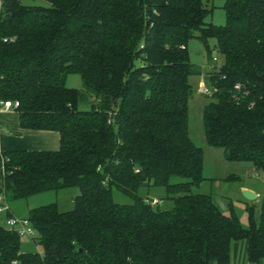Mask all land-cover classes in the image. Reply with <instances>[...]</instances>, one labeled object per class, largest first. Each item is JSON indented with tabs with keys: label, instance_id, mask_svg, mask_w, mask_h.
Here are the masks:
<instances>
[{
	"label": "trees",
	"instance_id": "16d2710c",
	"mask_svg": "<svg viewBox=\"0 0 264 264\" xmlns=\"http://www.w3.org/2000/svg\"><path fill=\"white\" fill-rule=\"evenodd\" d=\"M46 1L0 0V97L20 101L22 129L58 131L61 147L0 152V194L10 204L78 192L69 210L29 209L37 250L0 223V264H227L234 240L247 241L252 263L264 261V196L245 227L196 191L205 151L189 116L191 78L204 77L208 145L264 174V0H226L225 25L206 21L210 0ZM210 38L223 62L210 55L206 72L188 45L199 39L211 53ZM73 73L83 90L67 86Z\"/></svg>",
	"mask_w": 264,
	"mask_h": 264
},
{
	"label": "rangeland",
	"instance_id": "374dc122",
	"mask_svg": "<svg viewBox=\"0 0 264 264\" xmlns=\"http://www.w3.org/2000/svg\"><path fill=\"white\" fill-rule=\"evenodd\" d=\"M226 0H210L209 5L213 11L207 16L206 21L212 22L216 25H225L227 22V15L225 10ZM25 4H44L48 5L49 2L46 0H23ZM215 38H210L208 41L211 53H209L207 45L199 40L193 39L188 45L190 60L193 64L201 67L204 71H210L212 69L213 60L210 58L217 56L219 64L223 62L221 55L215 50ZM195 86L194 96L190 102V127L191 136L195 143L201 146L205 150V163H204V176L207 178L200 188L196 191L211 193L214 196L216 202L226 211L231 214L232 211L239 217L241 223L245 226H249V213L248 206L255 204L256 199L248 200L240 189V186L247 183L249 180H260L264 181V174L258 173L253 165L248 162H231L225 159L224 150L222 148L211 147L207 144L204 134L203 125V106L208 101L200 91V84L202 77L193 76L191 78ZM67 86L83 90L82 78L79 74H70L67 78ZM93 102V98L88 96L86 101L80 103V108H89ZM230 175H235L237 178L234 180L227 181ZM78 189L71 188L62 190L59 192L47 191L44 193L30 196L27 199L11 200L10 205L12 210L17 215L26 217L28 211L32 207L49 204L52 202H58L62 210H69L73 207V197ZM158 190L152 189L149 191L142 190V194L146 197L159 199L157 195ZM149 195V196H148ZM114 198L116 201L121 203H129L131 199L119 192L114 190ZM233 207L230 210V207ZM30 247V248H29ZM27 247L29 250H37L35 246L30 245ZM40 249V248H39ZM41 250V249H40Z\"/></svg>",
	"mask_w": 264,
	"mask_h": 264
},
{
	"label": "crops",
	"instance_id": "0c3cea01",
	"mask_svg": "<svg viewBox=\"0 0 264 264\" xmlns=\"http://www.w3.org/2000/svg\"><path fill=\"white\" fill-rule=\"evenodd\" d=\"M0 125L1 152L22 150L55 151L59 150L61 147V135L58 131L22 129L19 123V112L17 110L2 112L0 114ZM190 137L193 139L191 136V127ZM243 188H250L256 192L258 197L253 205L259 208L264 196V181L249 180L247 183L240 186V189ZM17 216L21 217V215ZM4 221L5 215H0V223H3ZM21 240L23 248L26 250H29L27 247L30 245L35 246L33 240L29 238H22ZM227 264H264V261L261 260L259 263H252L248 258L247 241L234 240L231 244V258Z\"/></svg>",
	"mask_w": 264,
	"mask_h": 264
},
{
	"label": "built area",
	"instance_id": "2783aa9c",
	"mask_svg": "<svg viewBox=\"0 0 264 264\" xmlns=\"http://www.w3.org/2000/svg\"><path fill=\"white\" fill-rule=\"evenodd\" d=\"M6 41V40H5ZM235 88L237 91L242 90V85L240 83H237L235 85ZM200 91L203 94L211 95L212 90L211 88L206 84L205 78L202 77V82L200 84ZM20 106L19 100H7L0 97V114L5 111H13L17 110V108ZM1 129V125H0ZM1 152V151H0ZM153 204H156L159 202V199L154 198L152 200ZM11 212L10 204L5 196V194H0V215H5V225L15 230L19 236L22 238H29L33 239L34 236H36V230L33 227L31 221L26 217H19L16 215H8Z\"/></svg>",
	"mask_w": 264,
	"mask_h": 264
},
{
	"label": "water",
	"instance_id": "95a60500",
	"mask_svg": "<svg viewBox=\"0 0 264 264\" xmlns=\"http://www.w3.org/2000/svg\"><path fill=\"white\" fill-rule=\"evenodd\" d=\"M242 192L248 200H254V199H257V197H258L256 192L250 188H243Z\"/></svg>",
	"mask_w": 264,
	"mask_h": 264
}]
</instances>
